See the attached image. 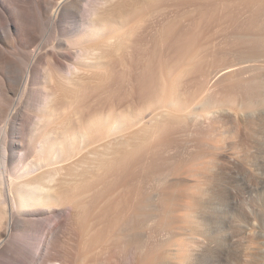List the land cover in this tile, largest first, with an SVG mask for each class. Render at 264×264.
<instances>
[{"label":"bare ground","instance_id":"1","mask_svg":"<svg viewBox=\"0 0 264 264\" xmlns=\"http://www.w3.org/2000/svg\"><path fill=\"white\" fill-rule=\"evenodd\" d=\"M165 20L264 48V0H0V264H204L217 247L189 169L165 166L170 183L133 157L142 131L191 113L178 96L166 115L136 105Z\"/></svg>","mask_w":264,"mask_h":264},{"label":"rangeland","instance_id":"2","mask_svg":"<svg viewBox=\"0 0 264 264\" xmlns=\"http://www.w3.org/2000/svg\"><path fill=\"white\" fill-rule=\"evenodd\" d=\"M168 21L148 31L138 72H147L142 89L154 96L136 105L166 115L174 112L169 100L178 96L191 113L181 121L164 118L161 130L142 131L132 142L138 147L133 157L166 163L161 164L165 177L172 172L165 166H177L180 174V164L185 165L190 193L202 188L206 231L218 239L213 250L206 242L204 264H264L263 45L257 46L259 56L242 41L190 42L184 21ZM120 59L115 57L113 75L123 71ZM174 175L164 180L174 183ZM115 254L124 264V256Z\"/></svg>","mask_w":264,"mask_h":264}]
</instances>
